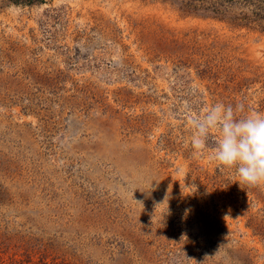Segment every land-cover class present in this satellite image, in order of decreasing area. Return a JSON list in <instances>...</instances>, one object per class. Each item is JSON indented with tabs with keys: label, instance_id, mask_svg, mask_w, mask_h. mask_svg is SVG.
Wrapping results in <instances>:
<instances>
[{
	"label": "rangeland",
	"instance_id": "374dc122",
	"mask_svg": "<svg viewBox=\"0 0 264 264\" xmlns=\"http://www.w3.org/2000/svg\"><path fill=\"white\" fill-rule=\"evenodd\" d=\"M216 103L264 115V0H0V264H264Z\"/></svg>",
	"mask_w": 264,
	"mask_h": 264
},
{
	"label": "clouds",
	"instance_id": "9594fccd",
	"mask_svg": "<svg viewBox=\"0 0 264 264\" xmlns=\"http://www.w3.org/2000/svg\"><path fill=\"white\" fill-rule=\"evenodd\" d=\"M243 104L216 103L207 113L193 120L194 155L200 154L211 137L212 159L218 169L234 171L240 185L264 187V115ZM217 133L218 135H213Z\"/></svg>",
	"mask_w": 264,
	"mask_h": 264
},
{
	"label": "trees",
	"instance_id": "16d2710c",
	"mask_svg": "<svg viewBox=\"0 0 264 264\" xmlns=\"http://www.w3.org/2000/svg\"><path fill=\"white\" fill-rule=\"evenodd\" d=\"M9 1L16 5H30L34 3L44 2V0H9Z\"/></svg>",
	"mask_w": 264,
	"mask_h": 264
}]
</instances>
